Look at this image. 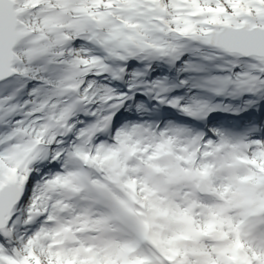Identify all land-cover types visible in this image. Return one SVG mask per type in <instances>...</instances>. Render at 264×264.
<instances>
[{"label":"snow or ice","instance_id":"1","mask_svg":"<svg viewBox=\"0 0 264 264\" xmlns=\"http://www.w3.org/2000/svg\"><path fill=\"white\" fill-rule=\"evenodd\" d=\"M0 264H264V0H0Z\"/></svg>","mask_w":264,"mask_h":264}]
</instances>
